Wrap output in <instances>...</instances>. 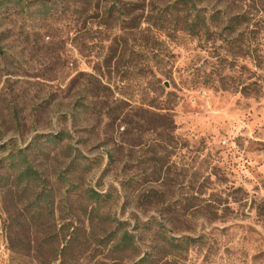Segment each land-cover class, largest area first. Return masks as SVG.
Listing matches in <instances>:
<instances>
[{
  "label": "rangeland",
  "instance_id": "obj_1",
  "mask_svg": "<svg viewBox=\"0 0 264 264\" xmlns=\"http://www.w3.org/2000/svg\"><path fill=\"white\" fill-rule=\"evenodd\" d=\"M110 2L0 0V183L18 170L10 151L33 142L48 218L81 240L71 264H134L145 253V264H264V62H220V42L131 28V15L108 17ZM255 81L260 91H242ZM69 143L92 163L81 176L68 170ZM91 189L110 195L96 212ZM15 194H0V264H50L37 250L47 228L28 229L33 194ZM120 226L138 233V251L97 246ZM167 235L201 239L174 250Z\"/></svg>",
  "mask_w": 264,
  "mask_h": 264
},
{
  "label": "trees",
  "instance_id": "obj_2",
  "mask_svg": "<svg viewBox=\"0 0 264 264\" xmlns=\"http://www.w3.org/2000/svg\"><path fill=\"white\" fill-rule=\"evenodd\" d=\"M87 1V0H85ZM216 3H203L205 0H169L164 4H158L157 0H111L106 5L105 13L108 17L125 16L123 19L133 25L131 28H140L143 24L147 27L154 26L157 29L168 30L169 33L181 32L191 38H198L203 42H220L223 53L217 54L220 62L227 61L234 57H245L249 55L254 64L261 68L264 62V0H215ZM86 3V2H84ZM96 6H99L97 3ZM128 17V18H127ZM215 44V43H214ZM222 78V82H223ZM263 85L258 82H252L243 87L242 91H260ZM149 106L157 107L155 99H151ZM61 134L56 137L62 140ZM48 140L53 137L45 135ZM54 137V138H56ZM29 143L25 148H17L10 151L9 157L12 158L11 167L18 168L13 177V183L16 184L14 191L13 183H0V194L7 197L9 193L15 196V193L31 192L33 198L29 199L25 207L31 212V221L28 229L37 228V225H43L47 228L46 235L37 242V250L44 252L45 260H49L50 264H71L72 261L79 262L75 250L80 246L79 237L75 229L70 233L63 234L64 226L59 225L48 218L53 201H50L51 190L44 185L41 171L32 162L28 150L33 148ZM69 155L72 159L68 165V170L76 176H81L92 169L90 161H83L82 151L79 147L73 146L71 143L66 145ZM18 159V164L15 159ZM73 185V179L70 181ZM110 195L96 189H91L88 199L92 202V212H96L99 207L109 200ZM43 202L40 204V202ZM47 215L49 221H39L41 217ZM40 222V223H39ZM119 225H123L120 223ZM20 223H16L15 219L10 215L5 219V229L10 243L12 252L17 251V247L22 243L19 238L17 227ZM156 234L160 235L161 231L156 230ZM200 237L192 236H166V244L174 250H182L187 248L190 243H197ZM36 243V240H33ZM97 246H106L109 244L114 251H138L140 248V236L125 226H120L109 232L106 238L97 241ZM183 244H186L184 247ZM156 249H162L155 245ZM150 254V253H149ZM147 253L134 264H145L149 261ZM80 258V257H79ZM100 262V261H97ZM48 263V262H47ZM39 264H42L39 261ZM97 264V263H96Z\"/></svg>",
  "mask_w": 264,
  "mask_h": 264
},
{
  "label": "water",
  "instance_id": "obj_3",
  "mask_svg": "<svg viewBox=\"0 0 264 264\" xmlns=\"http://www.w3.org/2000/svg\"><path fill=\"white\" fill-rule=\"evenodd\" d=\"M167 85V87H168V84H166Z\"/></svg>",
  "mask_w": 264,
  "mask_h": 264
}]
</instances>
